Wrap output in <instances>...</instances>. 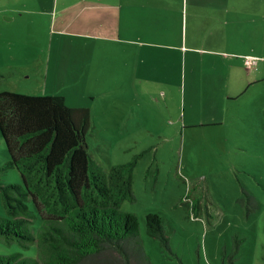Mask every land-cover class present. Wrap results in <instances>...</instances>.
<instances>
[{
  "label": "rangeland",
  "instance_id": "374dc122",
  "mask_svg": "<svg viewBox=\"0 0 264 264\" xmlns=\"http://www.w3.org/2000/svg\"><path fill=\"white\" fill-rule=\"evenodd\" d=\"M188 2L166 10L174 15L170 34L160 35L150 15L143 57L121 73L103 67L98 74L97 46L111 31L96 0H0V91L63 95L68 105L88 109V147L107 169L141 154L137 200L122 208L138 215L153 264H264V113L250 116L243 110L252 106L227 100L229 82L250 74L248 66L264 77V45L244 52L222 46V34L207 28L208 8L198 15ZM232 32L227 39H236ZM156 88L169 99L164 92L138 95ZM254 90L251 97H260L264 82ZM9 159L0 134V167ZM0 183L23 178L12 168L0 171ZM148 213L161 217L168 244L148 234ZM17 251L37 256V245L0 242V253Z\"/></svg>",
  "mask_w": 264,
  "mask_h": 264
},
{
  "label": "trees",
  "instance_id": "16d2710c",
  "mask_svg": "<svg viewBox=\"0 0 264 264\" xmlns=\"http://www.w3.org/2000/svg\"><path fill=\"white\" fill-rule=\"evenodd\" d=\"M90 127L89 110L63 95L0 91V134L10 153L0 171L17 168L23 178L0 183V242L37 245V256L0 253V264H153L138 215L122 208L137 200L141 154L107 169L89 150ZM146 229L168 244L158 214L146 215Z\"/></svg>",
  "mask_w": 264,
  "mask_h": 264
},
{
  "label": "crops",
  "instance_id": "0c3cea01",
  "mask_svg": "<svg viewBox=\"0 0 264 264\" xmlns=\"http://www.w3.org/2000/svg\"><path fill=\"white\" fill-rule=\"evenodd\" d=\"M93 1L89 0V4H92ZM175 3L178 6L176 11H178L183 0H96V7L102 14L104 30L107 32L110 27L111 31V34L102 33L104 40L97 46V53L100 54V73L98 74H101L103 67L110 69L113 67L118 73H121L131 66L138 53L142 57L144 56L142 48H145L147 38L152 33L151 24L153 22L150 16L152 13L156 17L155 22H159V31L157 32L160 35L170 34L174 15L167 14L166 10H172ZM188 4L194 8L193 12L198 15L205 14L201 12V8H208L211 18L207 28H210L213 35L222 34V46L225 47V43L228 42L238 47L241 52L248 51L247 49L262 50L264 45V0H190ZM168 17L169 23H167ZM156 27H158L157 23H155ZM231 29H233L232 36L236 39H227V36L229 37L231 34ZM178 46L177 50H181L182 43ZM186 47L187 49L198 48L196 44L189 45L188 43H186ZM221 52L229 51L225 49L216 51L217 54H221ZM103 54L108 55L106 60ZM256 65H261V62H257ZM248 67L251 69L250 74H243L235 82L232 80L229 82L228 87L229 89L231 87L232 92L229 91L227 100L228 102L240 100L247 103L255 111H243L252 113L250 116L255 113L262 116L264 93L261 91L260 97L258 94L251 97L250 93H258L254 88L264 82V77L257 75V71L254 74V65ZM246 68L239 66V69L242 70ZM203 85L209 87L213 85V82L203 83ZM170 86L171 88L174 86L173 82H170ZM144 92L138 95L151 98L150 93L157 95L164 92L165 97L169 94L165 88H156L155 93L150 89H145Z\"/></svg>",
  "mask_w": 264,
  "mask_h": 264
},
{
  "label": "built area",
  "instance_id": "2783aa9c",
  "mask_svg": "<svg viewBox=\"0 0 264 264\" xmlns=\"http://www.w3.org/2000/svg\"><path fill=\"white\" fill-rule=\"evenodd\" d=\"M247 60H248V62L250 63L251 58H250V59H247Z\"/></svg>",
  "mask_w": 264,
  "mask_h": 264
}]
</instances>
